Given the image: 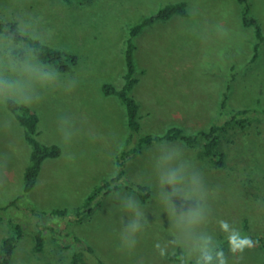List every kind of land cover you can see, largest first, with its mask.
<instances>
[{
	"label": "rangeland",
	"instance_id": "obj_1",
	"mask_svg": "<svg viewBox=\"0 0 264 264\" xmlns=\"http://www.w3.org/2000/svg\"><path fill=\"white\" fill-rule=\"evenodd\" d=\"M249 1L264 33V0ZM175 2L186 3V16L156 22L135 38L139 136L162 135L172 126L197 134L249 109L237 118L245 120L221 133L225 165L217 167L204 156L201 144L158 141L126 157L125 176L96 200L91 215L79 220L52 214L82 206L96 185L119 174L117 156L130 146L126 108L102 87L124 84L130 28ZM0 20L23 22L44 43L78 57L67 72L40 62L53 84L35 88L41 97L32 108L39 116V139L58 144L62 153L43 163L27 194L24 170L31 147L11 112L0 109V241L11 233L9 219L24 229L12 264H70L73 251L86 246L107 264H180L171 259L179 249L172 242H183L184 234L164 207L172 186L161 187L159 179L172 170L183 178L182 191L171 197L176 215L183 205L185 214L189 206L203 208L208 219L193 235L206 232L221 244L218 221L226 220L257 241L238 261L226 248L229 264H264V43L252 61L256 35L244 26L237 0H0ZM138 186L150 189L147 198ZM184 196L191 198L184 201ZM127 203L142 213L131 254L118 250L122 229L136 218L125 209ZM38 227L44 228L42 251L35 247ZM155 244L165 250L163 257ZM195 258L184 260L189 264Z\"/></svg>",
	"mask_w": 264,
	"mask_h": 264
},
{
	"label": "trees",
	"instance_id": "obj_2",
	"mask_svg": "<svg viewBox=\"0 0 264 264\" xmlns=\"http://www.w3.org/2000/svg\"><path fill=\"white\" fill-rule=\"evenodd\" d=\"M65 1L71 2V0ZM237 2L242 8V22L244 26L252 27L255 31L256 43L254 45V55L252 57V61H255L264 43V33L258 20L251 14L250 1L237 0ZM187 14L188 11L185 2L170 3L161 7L155 14L144 17L141 22L130 28L125 50L126 73L124 75V84L121 88H116L111 84H105L102 87V92L106 96L114 95L118 97L126 108L127 126L129 130L126 145L130 146L128 150H124L117 156L119 174L111 180H103L96 185L82 206L69 211L66 209H53L50 211L52 214L61 217L73 214L79 220H82L85 215H91L93 208L96 206V200L112 192L113 189L116 188V186L112 187V184L118 182L125 176L124 161L126 157L140 153L145 146L153 145L158 141H181L189 147H195L201 144L204 156L212 160L217 167L225 165V153L220 147L221 133L225 131L227 127L245 120L242 119L238 121L237 118L242 115H247L250 112L249 109L236 110L231 119L226 121L223 125L214 123L207 130H202L197 134H188L182 127L172 126L162 135L142 134L139 136L142 128L140 122V104L133 96V90L137 84V69L134 56L136 51L135 38L147 26L159 21H167L175 15L186 16ZM3 22L5 21L0 20V32L3 31ZM7 23L10 25V31H12L16 29L18 21L10 20ZM16 39L19 40L20 37L17 35ZM37 47L40 48L39 61L53 66L59 72H67L78 62V57L76 55L51 47L46 43H44L43 46L37 45ZM222 106H226V100L223 102ZM6 108L22 126L25 140L31 147L29 163L24 170L23 194H27L36 186L43 163L47 159L58 158L62 153V149L58 144H47L39 139V116L32 108L17 109L11 101H9ZM138 188L143 192V199L149 196L150 189L147 186H138ZM7 224L11 229V233L3 237L0 241V264H12L16 246L24 234L23 226L20 223L9 219ZM43 229V227H38L34 231L35 247L37 251H42L44 246ZM221 246L224 247V249L227 248L225 240H223ZM179 253L180 248L171 256V259L181 264V261L177 259ZM70 264L107 263L97 256L93 247L86 246L73 251ZM189 264H194V262Z\"/></svg>",
	"mask_w": 264,
	"mask_h": 264
},
{
	"label": "clouds",
	"instance_id": "obj_3",
	"mask_svg": "<svg viewBox=\"0 0 264 264\" xmlns=\"http://www.w3.org/2000/svg\"><path fill=\"white\" fill-rule=\"evenodd\" d=\"M17 35L20 37L16 39ZM44 41L35 33L29 32L23 22L17 23L16 29L10 31V25L3 22V31L0 32V109L7 107L9 101L17 109L33 108L39 105L41 97L35 94L38 85L41 89H48L52 86L53 80L49 73L43 71L47 65H42L39 61L40 48ZM11 127V124H8ZM161 187L165 182L172 186V191L167 194L164 200L165 210L169 214V219L173 221V227L179 228L184 234L183 242L177 240L172 242L175 247L180 248L177 259L181 264H186L185 255L191 257L195 254L194 264H229L228 254L236 257L237 261L242 259L245 249H253L257 241L251 236L242 233L241 230L232 226L226 220H219L220 231L224 234L227 243L228 254L224 247L217 241L213 243V238L207 233L193 235L196 228L201 224L206 225L208 219L205 218L203 208L193 209L189 206L187 213L181 206L179 216L176 215V206L172 203L171 197L182 191L180 187L182 177L176 174L175 170L159 176ZM184 196L183 200L190 199ZM125 209L134 213L135 217L120 233V251L131 254L137 246V236L142 230L139 217L142 215L136 209L134 203L125 204ZM186 220L187 223L180 226L177 222ZM146 223V221H145ZM175 234V233H173ZM154 247L159 250L160 256L165 255V250L159 244Z\"/></svg>",
	"mask_w": 264,
	"mask_h": 264
}]
</instances>
